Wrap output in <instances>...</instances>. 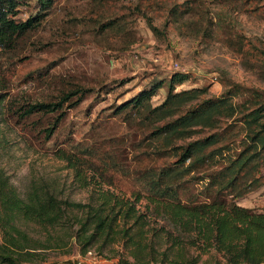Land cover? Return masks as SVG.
I'll use <instances>...</instances> for the list:
<instances>
[{
  "label": "trees",
  "instance_id": "trees-1",
  "mask_svg": "<svg viewBox=\"0 0 264 264\" xmlns=\"http://www.w3.org/2000/svg\"><path fill=\"white\" fill-rule=\"evenodd\" d=\"M57 1L0 0V92L6 69ZM27 7L29 14L21 18ZM106 24L113 28L110 21ZM44 76L39 72L36 77ZM186 79L188 73L183 72L152 78L112 105L105 117L119 119L131 134L108 141L99 138L102 156L82 142L55 148L57 157L84 181H89L91 171L98 176L111 171L136 186L125 196L97 182L87 203L69 202L82 213L73 234L82 252L96 246L100 253L119 242L123 252L116 253L118 264H264V208L238 203L264 185V91L237 102L240 90L235 85L219 95L205 96L208 91L198 86L177 90ZM163 87L164 98L153 103ZM101 89L107 92L105 86ZM87 91L79 87L63 92L57 102L27 103L18 117L28 120L55 113L67 101H71L68 107L77 105ZM4 100L1 93L0 103ZM8 113L0 112V123ZM63 113H58L47 136L58 127ZM134 136L139 138L129 139ZM121 144L134 151L132 158L141 167H129L126 160L114 157ZM93 157L102 163L96 164ZM63 203L68 206L46 185L36 183L20 196L0 165V264H37L42 257L38 253L58 247L49 230L68 229ZM21 223L45 229L51 237L34 239Z\"/></svg>",
  "mask_w": 264,
  "mask_h": 264
},
{
  "label": "rangeland",
  "instance_id": "rangeland-1",
  "mask_svg": "<svg viewBox=\"0 0 264 264\" xmlns=\"http://www.w3.org/2000/svg\"><path fill=\"white\" fill-rule=\"evenodd\" d=\"M30 10L22 9L19 16L25 18ZM109 21L112 29L107 27ZM100 22H104L102 28ZM39 72L45 76L37 78ZM173 72L188 73L177 90L198 86L208 91L205 96L219 95L235 85L240 90L235 100L241 102L255 91H264V0H58L26 38L18 59L3 77L0 94L5 100L0 112L10 113L0 123V165L20 196L36 183L68 203H63L68 229H51L52 237L45 229L21 223L34 239L51 237L59 242L58 247L38 253L42 257L37 264H80L91 262L92 257L99 264H118L116 253L123 252L119 242L100 253L96 246L82 252V244L73 236L82 213L69 202L87 203L97 182L125 196L136 186L111 171L102 176L91 171L89 181H84L57 157L55 148L82 142L97 148L102 156L99 138L108 141L131 134L119 119L105 117L109 108L152 78ZM79 87L88 91L77 105L68 107L71 101H67L55 113L36 114L28 120L18 117L27 103L57 102L63 92ZM165 91L163 87L153 103H159ZM61 111L64 117L47 136ZM133 152L121 144L113 155L138 169L141 165L132 158ZM91 160L102 163L99 157ZM238 203L264 208V185ZM125 258L131 260L129 254Z\"/></svg>",
  "mask_w": 264,
  "mask_h": 264
},
{
  "label": "built area",
  "instance_id": "built-area-1",
  "mask_svg": "<svg viewBox=\"0 0 264 264\" xmlns=\"http://www.w3.org/2000/svg\"><path fill=\"white\" fill-rule=\"evenodd\" d=\"M91 262H88V260H86L85 262H82L80 264H99V260L96 257H92Z\"/></svg>",
  "mask_w": 264,
  "mask_h": 264
}]
</instances>
